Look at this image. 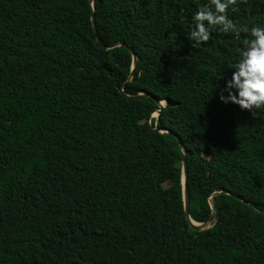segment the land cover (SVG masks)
Returning a JSON list of instances; mask_svg holds the SVG:
<instances>
[{"label":"trees","instance_id":"obj_1","mask_svg":"<svg viewBox=\"0 0 264 264\" xmlns=\"http://www.w3.org/2000/svg\"><path fill=\"white\" fill-rule=\"evenodd\" d=\"M223 2L0 0V264H264V105L220 99L264 0Z\"/></svg>","mask_w":264,"mask_h":264},{"label":"clouds","instance_id":"obj_2","mask_svg":"<svg viewBox=\"0 0 264 264\" xmlns=\"http://www.w3.org/2000/svg\"><path fill=\"white\" fill-rule=\"evenodd\" d=\"M227 4L223 0H215V8L218 12H223ZM196 18L211 21V16L197 13ZM223 21L225 17H218ZM198 31H193L192 36L199 40L209 39L207 32L201 25H197ZM251 39L247 47L243 50L242 60L235 67L236 71L231 74V79L225 82L227 89L235 88V95L229 91L228 97L220 99L224 103L231 102L238 105L240 109H250L255 106L259 108L264 105V28L253 29Z\"/></svg>","mask_w":264,"mask_h":264},{"label":"water","instance_id":"obj_3","mask_svg":"<svg viewBox=\"0 0 264 264\" xmlns=\"http://www.w3.org/2000/svg\"><path fill=\"white\" fill-rule=\"evenodd\" d=\"M90 2H92V0H90ZM91 23H92L94 32H96L95 31V27H94V15H93V13L91 14ZM96 39H97V41L100 42V39H99L98 35H96ZM101 45H103V44H101ZM116 45H117V43H110V44L105 45V47L106 48H112V47H114ZM135 64H136V55H135V53L132 52V69L135 66ZM130 78H131V73L128 76V80ZM122 87H123V85L120 86V90L121 91H123ZM143 95H145V93L141 91V92H138V93L132 95V97L133 98H138V97H141ZM163 103H165V102L164 101L163 102L159 101V104L161 105V107H163ZM159 112H160V110H156L154 112L155 114H153V115L157 117ZM179 146L182 149V143L181 142L179 143ZM181 172H182L181 182H182L183 207H184L185 217H186V219H187V221H188V223H189L191 228H193L194 230H197V231L204 230V229L208 228L210 226V224L215 219V214H216L215 202H214L213 197L211 196L210 199H209L210 207H211V214H210V216L208 217V219L206 221L197 222V221H194L190 217V215H189V203H188V190H187V185H186L187 161H186V158L184 156L183 150H182V158H181Z\"/></svg>","mask_w":264,"mask_h":264},{"label":"rangeland","instance_id":"obj_4","mask_svg":"<svg viewBox=\"0 0 264 264\" xmlns=\"http://www.w3.org/2000/svg\"><path fill=\"white\" fill-rule=\"evenodd\" d=\"M155 114V113H154Z\"/></svg>","mask_w":264,"mask_h":264}]
</instances>
